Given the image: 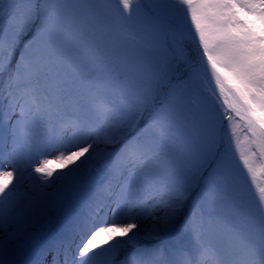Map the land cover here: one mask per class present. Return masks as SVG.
<instances>
[{"label":"snow or ice","instance_id":"1","mask_svg":"<svg viewBox=\"0 0 264 264\" xmlns=\"http://www.w3.org/2000/svg\"><path fill=\"white\" fill-rule=\"evenodd\" d=\"M140 13H182L188 35L156 38ZM201 71L246 127L247 190L221 171L226 153L189 98ZM0 165V264L66 202L87 205L72 220L84 237L71 259L54 241L32 264H264V0H2ZM93 205L111 219L96 223Z\"/></svg>","mask_w":264,"mask_h":264},{"label":"rangeland","instance_id":"2","mask_svg":"<svg viewBox=\"0 0 264 264\" xmlns=\"http://www.w3.org/2000/svg\"><path fill=\"white\" fill-rule=\"evenodd\" d=\"M2 2V0H0ZM144 3H151L154 0H143ZM162 2L167 3L168 0H162ZM113 6L118 5V0H112ZM165 19L173 21L175 24L179 25L181 28L187 31V24L190 23L185 21L182 13L171 14ZM134 22L137 27L141 30H148L156 38L166 34L168 31L163 29H158L156 27L151 28L140 22L136 16L134 17ZM184 33V32H182ZM183 46L189 58L194 62L199 61V52L197 51L196 45L192 41H183ZM210 75V73H209ZM189 98L193 99L195 102L199 103L205 109L207 115L210 118V122L213 124L218 144L222 145L220 151L222 154L226 153L225 164L221 170L225 175L238 177L242 189L247 190L248 183L246 177V170L243 168L242 162L240 161L239 152L235 148V139L238 137L242 142L244 137L248 134L246 127L242 121L235 118L230 110H228L223 104V98L220 97L219 92L210 87L203 79L202 71L196 77L194 83H191L188 89ZM112 103L120 110L127 112L128 103L125 98L119 94L115 93L110 97ZM131 98H129L130 100ZM227 115L232 116L231 122L226 118ZM146 119V117H145ZM145 120H141L139 124L133 123L132 128L129 130V134H134L137 128H142ZM235 126L236 137L232 135L233 127ZM101 147H104L101 145ZM106 151H111L108 147ZM4 167V165H0ZM97 167L102 169V164ZM59 171V170H58ZM106 173L101 171L97 173L95 169L92 170L91 178H95L100 181L101 184L104 181ZM172 178L162 177L161 182H168ZM28 182L27 175L25 176V183ZM54 191V189H49ZM254 195V188H253ZM73 209H69V207ZM95 211L98 213L97 216L93 217L96 223H103L105 220L111 219L110 210L107 207H95ZM69 212H68V211ZM66 212H68L66 217ZM87 212V205L82 208H77L75 203L69 204L65 203L61 206L53 208L46 220L32 227L34 233L28 230L26 236L19 242V248L15 254H19L16 260L6 259L9 255L4 257L6 264H32L36 257V254L50 246L54 241H64L65 247L68 249V257L71 256L76 251V245L79 244L84 237L87 229H80L75 227L72 223L73 217L78 214H83ZM66 218V219H65ZM59 224V227L57 226ZM43 237L44 239H40ZM26 257V258H25ZM24 259V260H23ZM63 259V254L61 255Z\"/></svg>","mask_w":264,"mask_h":264},{"label":"water","instance_id":"3","mask_svg":"<svg viewBox=\"0 0 264 264\" xmlns=\"http://www.w3.org/2000/svg\"><path fill=\"white\" fill-rule=\"evenodd\" d=\"M136 18L142 22L144 25L148 26V27H151V28H158V29H163V30H167L169 31L170 28H176L178 31L180 32H184V36H187L188 35V32L186 30H184L183 28H181L180 26L176 25L174 22L168 20V19H165V18H162L160 19L159 21H149L147 20L142 13L140 14H137L136 15ZM187 41H192L191 38L189 37L188 39H186ZM202 76L205 80V82L216 89L215 87V81L211 79L209 73H204L202 71ZM217 90V89H216ZM218 91V90H217ZM235 115V113H233ZM236 116V115H235ZM237 117V116H236ZM239 119V117H237ZM242 121V120H241ZM243 122V121H242Z\"/></svg>","mask_w":264,"mask_h":264},{"label":"trees","instance_id":"4","mask_svg":"<svg viewBox=\"0 0 264 264\" xmlns=\"http://www.w3.org/2000/svg\"><path fill=\"white\" fill-rule=\"evenodd\" d=\"M29 231H32V233H34V229H32V228H30ZM18 256H19V254L16 255L15 252H14V253L9 254V256L6 259H8V260H16L18 258Z\"/></svg>","mask_w":264,"mask_h":264}]
</instances>
